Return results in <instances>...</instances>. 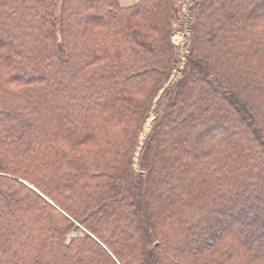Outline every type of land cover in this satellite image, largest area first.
I'll list each match as a JSON object with an SVG mask.
<instances>
[{"label":"trees","instance_id":"16d2710c","mask_svg":"<svg viewBox=\"0 0 264 264\" xmlns=\"http://www.w3.org/2000/svg\"><path fill=\"white\" fill-rule=\"evenodd\" d=\"M189 1L153 108L173 0H0V264H264V0Z\"/></svg>","mask_w":264,"mask_h":264},{"label":"rangeland","instance_id":"374dc122","mask_svg":"<svg viewBox=\"0 0 264 264\" xmlns=\"http://www.w3.org/2000/svg\"><path fill=\"white\" fill-rule=\"evenodd\" d=\"M174 1V6L179 8V14L180 12H182V24L179 26V28L177 29V31L175 33H173V35L171 36V41L178 46V59H179V65L177 66L176 70H173L169 80L167 82V84L164 86V88L157 94L156 98H155V104L154 107L156 106L157 101L161 102L162 99V92L164 89H169L170 87H172L181 77V72L180 70L183 68L181 66L184 65L185 62V55L186 53L188 54V50H189V45H190V33L188 31V16H189V12H188V7L190 5V1L187 0L186 2L184 0H173ZM163 98V97H162ZM156 118L155 113L152 111V113L150 114L149 118L147 119V121L144 124V130L143 132L140 134V139L142 141V139L146 136V134H148V132H150V130L153 128L154 125V120ZM139 156H140V150L138 148V150H136L135 152V157H134V161H135V168H137V164L139 161ZM76 236H81L80 233L77 232H71L67 235V239L68 241L71 238H74Z\"/></svg>","mask_w":264,"mask_h":264},{"label":"crops","instance_id":"0c3cea01","mask_svg":"<svg viewBox=\"0 0 264 264\" xmlns=\"http://www.w3.org/2000/svg\"><path fill=\"white\" fill-rule=\"evenodd\" d=\"M138 1L139 0H117L119 6L122 8L131 7V6L135 5L136 3H138Z\"/></svg>","mask_w":264,"mask_h":264}]
</instances>
